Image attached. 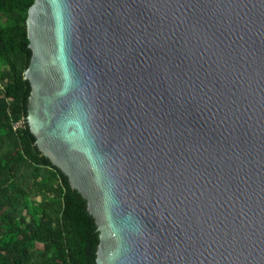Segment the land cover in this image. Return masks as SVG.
Returning <instances> with one entry per match:
<instances>
[{
    "label": "water",
    "instance_id": "obj_1",
    "mask_svg": "<svg viewBox=\"0 0 264 264\" xmlns=\"http://www.w3.org/2000/svg\"><path fill=\"white\" fill-rule=\"evenodd\" d=\"M25 26V121L94 264H264V0H33Z\"/></svg>",
    "mask_w": 264,
    "mask_h": 264
},
{
    "label": "trees",
    "instance_id": "obj_2",
    "mask_svg": "<svg viewBox=\"0 0 264 264\" xmlns=\"http://www.w3.org/2000/svg\"><path fill=\"white\" fill-rule=\"evenodd\" d=\"M32 2L0 0V264H94L98 231L86 202L25 121Z\"/></svg>",
    "mask_w": 264,
    "mask_h": 264
},
{
    "label": "rangeland",
    "instance_id": "obj_3",
    "mask_svg": "<svg viewBox=\"0 0 264 264\" xmlns=\"http://www.w3.org/2000/svg\"><path fill=\"white\" fill-rule=\"evenodd\" d=\"M0 20H2V19H0ZM36 249L41 250L42 249V244L37 242L36 243Z\"/></svg>",
    "mask_w": 264,
    "mask_h": 264
},
{
    "label": "built area",
    "instance_id": "obj_4",
    "mask_svg": "<svg viewBox=\"0 0 264 264\" xmlns=\"http://www.w3.org/2000/svg\"><path fill=\"white\" fill-rule=\"evenodd\" d=\"M17 124H15L14 126H16Z\"/></svg>",
    "mask_w": 264,
    "mask_h": 264
}]
</instances>
